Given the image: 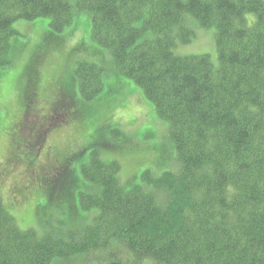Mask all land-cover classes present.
Listing matches in <instances>:
<instances>
[{"label": "trees", "instance_id": "16d2710c", "mask_svg": "<svg viewBox=\"0 0 264 264\" xmlns=\"http://www.w3.org/2000/svg\"><path fill=\"white\" fill-rule=\"evenodd\" d=\"M80 13L90 17L92 41L110 51L114 78L131 79L167 122L169 141L157 148L159 168L143 164L128 177L114 153L103 156L120 143L95 137L79 165L63 157L64 167L72 164L63 183L47 186L62 205L51 216L38 213L37 225H19L0 199V264H264V0H0V67L12 63L15 23L45 17L59 34ZM201 30L215 42L217 67L207 54L181 53ZM63 42L51 37L32 59L29 80L48 48ZM105 71L77 63L83 101L102 91ZM60 83L42 127L93 122L72 84ZM33 86L24 94L35 100ZM31 109L22 122L40 135V115ZM60 109L68 112L54 122ZM167 159L175 169L165 167ZM146 165L156 172L139 171ZM74 204L78 224L60 219ZM92 209L86 221L80 212ZM40 218L46 226L39 227Z\"/></svg>", "mask_w": 264, "mask_h": 264}, {"label": "rangeland", "instance_id": "374dc122", "mask_svg": "<svg viewBox=\"0 0 264 264\" xmlns=\"http://www.w3.org/2000/svg\"><path fill=\"white\" fill-rule=\"evenodd\" d=\"M49 22L48 18L42 17L34 21L21 20L15 23L17 33L11 39L9 52L12 63L0 67V199L23 227L29 224L37 225L35 217L38 213L43 217L55 214L62 202L56 193L48 197L47 186L50 182L64 181L63 171L72 164L69 165L66 160L64 167L63 157L71 156L70 162L74 158L78 165L81 159H86L89 150L85 151L84 148L94 141L93 138L120 143L121 146L113 152L111 147L107 146L108 150L103 156L111 157L114 153L124 166V177L135 174L136 168L143 164L150 163L154 168H159L161 150L157 148L169 141L167 122L157 117L154 107L142 97L139 87L131 79L118 74L114 78L110 69V51L97 46L91 39L89 15L86 13L75 15L73 22L59 34L51 33ZM209 34V30L198 31L194 39L181 49V53L207 54L213 66L217 67L216 45ZM52 36L64 42L59 47L48 48L45 56L43 54L41 57L44 56L39 62L41 64L37 65V76L29 80L27 69L36 62L37 54L46 48ZM96 49L99 52L95 54ZM34 58L35 61L31 63ZM80 61L95 62L106 67L102 91L96 98L87 102L81 99L74 78V68ZM113 78L115 80L111 81ZM60 80L69 87L72 84L76 102L80 105L77 101L80 100L87 105L88 115L92 116L93 122L86 124L83 120L79 122L76 119L65 118L67 120L62 125L54 128L42 127V115L50 110L51 103L57 101L59 97ZM26 85L30 87L35 85V88L33 86L37 93L35 100L24 94ZM68 103L69 101L65 104ZM30 109L32 113L40 115L38 122V129L42 127L40 135L37 129L33 128L31 131L28 124L22 122L23 112L25 115ZM62 111L68 112L67 109L53 111L52 115L58 117L54 122L61 121ZM86 128L89 129L87 132ZM16 133L25 141L19 140ZM87 133L91 136L89 140ZM28 142L36 144L30 149L27 147ZM171 165L172 160L167 159L165 167L176 168ZM145 168L155 171L149 165L141 167L139 171ZM73 193L78 195V190ZM74 197L77 199V196ZM76 199L75 204L78 200ZM44 200L46 205L41 210L39 205ZM75 204L73 209L66 207L67 212H61L60 219L67 217L71 223L78 224ZM80 213L86 216V221H90L96 211L92 209ZM45 219L40 218L39 227L46 226ZM58 260L61 262L59 264H70L65 263V259ZM86 264H91V261H87Z\"/></svg>", "mask_w": 264, "mask_h": 264}]
</instances>
